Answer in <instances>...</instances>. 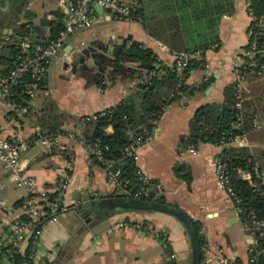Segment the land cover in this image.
Returning <instances> with one entry per match:
<instances>
[{"label":"crops","instance_id":"1","mask_svg":"<svg viewBox=\"0 0 264 264\" xmlns=\"http://www.w3.org/2000/svg\"><path fill=\"white\" fill-rule=\"evenodd\" d=\"M71 1L22 0L19 3L18 0H0V46L16 44L20 37L15 35V30L21 24L30 26L31 35L43 13L50 22L45 27L48 40L55 15L63 14V24L65 7ZM92 16L91 27L74 33L58 58L48 65L45 88L35 91L31 97L34 111L18 115L7 107L0 109V138L19 137L30 143L21 160L25 174L36 179L38 188L52 185L63 175L70 180L62 199L69 209L55 223L42 229L29 264H165L168 261L191 264L190 241L176 218L156 212L123 213L119 209L104 216L101 211L111 199L108 197L115 194L104 167L86 154L76 138L61 135L44 145L35 135V130L41 128L35 115L44 114L49 107L51 111H46L60 130L80 135L78 130L83 119L133 95L140 83V77L132 82L106 78L104 87H98L95 78L64 69L67 59L64 55L69 47L82 41L111 39L116 42L120 39L126 41L125 47L138 42L151 49L157 67L171 68L175 63L173 51L146 33L140 23L121 22L106 12L103 17L94 13ZM252 21L248 0H235L234 13L224 16L220 22V48L205 53L208 71L202 66L183 75L187 87L185 95L178 94L169 105L167 113L158 121L155 137L139 153L138 166L161 189L155 201L162 200L163 204L187 213L198 226L204 264H220V259L226 260V264H247L253 253L250 250L256 247V239L248 234L247 224L241 221L232 203L216 185L212 169L221 148L202 143L190 153L182 143L189 136L196 110L206 104L222 103L224 88L238 81L237 90L244 101L243 115H253V121L258 120L261 126L255 129L252 122L250 130L243 134L245 143L237 145L258 166L264 167V77L247 74L240 80L231 69L232 62L246 50L247 29ZM0 53L6 54L7 50L2 49ZM186 175L189 176L187 181L183 178ZM238 175L243 180L251 179L246 171L239 170ZM26 196L23 189L8 180L7 169L0 166V259L12 223L23 217ZM76 202L94 203L95 208L101 209L93 212L83 209L80 213L73 207ZM124 221L166 232L169 246L141 231L115 228ZM21 248L22 252L27 251V241ZM170 254L175 255L173 260L169 259ZM2 263H6V258Z\"/></svg>","mask_w":264,"mask_h":264},{"label":"trees","instance_id":"2","mask_svg":"<svg viewBox=\"0 0 264 264\" xmlns=\"http://www.w3.org/2000/svg\"><path fill=\"white\" fill-rule=\"evenodd\" d=\"M138 6L137 13L140 24L150 36L164 44L170 51L180 53H198L202 57L207 51H217L221 46L219 38V26L224 16H230L235 10V0H134ZM248 10L253 18L250 25L258 21L264 22V0H248ZM56 21L51 25L49 39L57 36L63 24V14L58 12ZM27 25H19L15 30L17 37L29 36ZM29 26V25H28ZM142 44L132 42L122 49L117 63L132 62L137 66L145 67L140 76V83L133 95L122 99L117 105L96 113L95 119L86 121L83 119L80 135L75 132H66L59 129L47 108L44 114L35 115L36 121L44 131L42 137L54 141L56 137L67 134H75L77 139L85 143H99L107 145L109 150L105 153L109 159L116 160L121 150L127 145L125 129L131 126L134 129L144 128L152 114H157L164 106H169L177 99L178 94L187 90L183 75L189 70L202 68L201 62H191L181 76L171 72V68L156 66V56L149 48L142 49ZM6 49V54L0 53V83L7 78L10 70L16 64L19 48L16 44L0 46V50ZM247 49V46H246ZM243 79V78H242ZM103 77H96L95 84L104 87ZM241 80V79H240ZM46 76L42 81H35L31 76L25 75L19 83L11 89L10 104L17 108L31 106L30 92L40 91L45 88ZM238 81L226 86L223 90V102L212 103L199 107L190 123L189 136L182 140L185 147L197 148L202 143L214 146L221 144V152L218 161L222 163L230 176L231 186L239 199L241 212L239 217L247 226H251V215L262 217L264 215V198L257 191V177L253 173L254 161L245 154V150L237 144H231V139L242 136L252 126L253 115L242 113V108H235ZM244 106V101L241 102ZM13 113V111H12ZM240 117V118H239ZM57 117L55 116L54 120ZM46 122V123H45ZM111 131H108V128ZM94 160V159H93ZM96 163H98L95 160ZM123 176L131 175L133 168L130 162L123 166ZM239 170L250 174V181L243 180L238 174ZM186 175V181L189 179ZM50 196V199H54ZM108 198H124L119 194H113ZM163 203L162 200H157ZM121 211V210H120ZM80 213L83 210H79ZM111 214V213H109ZM198 232V226L194 223ZM9 246L2 250V257H8ZM201 252V249H200ZM250 259L253 264H264V237L256 238V247ZM22 260L21 256H14L6 260L5 264H17ZM165 264H174L168 261ZM200 264H204L203 258Z\"/></svg>","mask_w":264,"mask_h":264},{"label":"built area","instance_id":"3","mask_svg":"<svg viewBox=\"0 0 264 264\" xmlns=\"http://www.w3.org/2000/svg\"><path fill=\"white\" fill-rule=\"evenodd\" d=\"M96 4L114 19L121 22H140L137 13L138 6L134 0H72L64 11V23L53 39H48L46 43L31 42L28 36L20 37L16 45L19 48V55L16 58V64L10 70L7 78L0 83V109L7 107L14 114L22 115L30 111H34V107H24L14 109L10 104V92L20 79L25 75H30L35 81H42L46 76L48 65L58 58L60 51L66 42L77 31L91 27L94 17L92 16L91 5ZM30 30V26H26ZM248 44L247 49L235 59L231 64V69L236 73L239 79L245 75L264 77V23L258 21L250 25L247 29ZM142 49L146 47L142 46ZM175 63L171 67V72L177 76H181L183 71L191 62H201L205 70L208 71L209 65L205 58L200 54H188L184 52H172ZM68 57L66 54L64 55ZM34 92H30L33 96ZM235 108L241 109V94L239 90L236 93ZM169 106H164L157 114H152L147 125L142 129H134L128 126L124 133L127 145L121 150L116 160L109 159L105 153L109 150L107 145L99 143H85L82 139H77L75 134H67L70 139H75L84 148L86 154L101 164L108 175L109 183L114 193L142 201H155L161 194L160 187L148 179L146 174L138 166L139 153L142 147L150 143L157 133L158 121L167 113ZM240 118V117H239ZM95 116L86 117L84 120H94ZM261 126L258 120L253 121L255 129ZM44 131L41 128L35 130L36 137L42 144H49L48 140L42 137ZM244 136H237L231 139V144H244ZM30 143L19 138H0V166L8 171V180L17 187L26 192L24 200L23 217L12 223L10 227V235L7 239L6 246H9L8 257L11 259L18 255L22 260L17 264H29L32 260L35 250L36 241L43 228L53 224L57 218L69 209L62 203V199L70 185L69 177L63 175L55 183L47 187L38 188L37 181L34 177L25 174V168L22 157L28 151ZM216 147L221 148L220 145ZM196 148L187 147V152H194ZM130 162L133 168L131 175L123 176L122 166ZM212 173L215 177L218 189L224 193L226 198L232 203L236 212L239 214V199L237 198L230 181L225 166L216 161L213 166ZM253 173L257 177V191L264 198V167L258 166L254 162ZM54 196V199H50ZM96 197V194H93ZM81 203H74L73 207H77ZM115 228H129L141 231L150 235L163 245L169 246L170 241L166 232L154 230L152 227L134 223L132 221H124L115 225ZM248 234L256 238L264 237V215L257 217L251 215V226H247ZM27 241L28 248L26 252H22V244ZM253 252V249L250 250ZM174 254L169 255V259L173 260ZM6 259V260H7ZM220 264H226V260L220 259ZM254 259H249L247 264H253Z\"/></svg>","mask_w":264,"mask_h":264},{"label":"water","instance_id":"4","mask_svg":"<svg viewBox=\"0 0 264 264\" xmlns=\"http://www.w3.org/2000/svg\"><path fill=\"white\" fill-rule=\"evenodd\" d=\"M6 1V0H5ZM22 3V0H18ZM6 3V2H5ZM92 13L96 16L103 17L105 11L102 7L92 4ZM38 25L34 26V32L28 36L31 42L46 43L45 27L50 22L46 19V13L38 21ZM124 40L117 39L116 42H112L111 39L102 41H89L80 42L75 47H69L67 56L73 55V57H67L64 63V69H69V72L73 74H80L84 77L91 76L92 78H108L110 81L120 78L126 82H132L142 75L145 67L137 66L132 62H120L117 63L118 57L125 47ZM79 210H94L101 209L96 207L94 203L85 202L77 206ZM121 210L123 213H145L156 212L164 213L176 218L181 225L185 228L186 234L190 241L191 247V264H200L201 252L200 242L197 236V231L194 226V222L187 215V213L166 205L157 201H142L130 198H111L107 201V206L102 209L104 216L109 213H114L115 210Z\"/></svg>","mask_w":264,"mask_h":264},{"label":"rangeland","instance_id":"5","mask_svg":"<svg viewBox=\"0 0 264 264\" xmlns=\"http://www.w3.org/2000/svg\"><path fill=\"white\" fill-rule=\"evenodd\" d=\"M182 94H184V93H182ZM184 95H185V94H184ZM40 147H42V146L40 145ZM44 148H45V147H44ZM46 148H47V147H46ZM46 148H45V149H46Z\"/></svg>","mask_w":264,"mask_h":264}]
</instances>
